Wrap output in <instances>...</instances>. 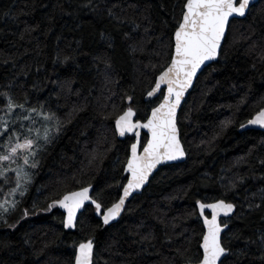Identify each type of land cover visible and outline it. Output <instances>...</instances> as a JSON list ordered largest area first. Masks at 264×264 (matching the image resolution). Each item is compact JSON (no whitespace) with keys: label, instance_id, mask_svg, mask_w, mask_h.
<instances>
[{"label":"trees","instance_id":"obj_1","mask_svg":"<svg viewBox=\"0 0 264 264\" xmlns=\"http://www.w3.org/2000/svg\"><path fill=\"white\" fill-rule=\"evenodd\" d=\"M132 2L0 0V85L15 80L12 91L18 98L22 99L27 92L31 103L46 102L61 117L72 112L76 105H86L82 111L73 113L64 133L49 147L28 196L14 214L5 217L9 224L19 219L22 209L32 207L33 199L38 198L43 208L65 191L88 184L110 193L105 196L109 206L118 199L122 188L116 185L126 182L123 169L131 141L118 137L113 140L110 125L114 124L119 110L108 121L99 115L101 111H112L110 107L101 108L104 97L109 95L103 90V72L108 71L114 77L119 74L121 78L119 85L112 86L117 92L113 100L121 109L126 106V102L118 99L123 95L122 88L129 90V85L139 79L134 95L141 107L138 115L146 118L158 101L143 102L152 85L141 72L149 60L157 62L158 58L152 54L155 40L144 53H136L133 58L120 33L131 28L133 18L137 23L144 22L146 7L151 9L152 28L157 36L168 30L162 20L169 21L171 27L175 23L172 17L179 19L181 13V0H140L138 8L128 7ZM95 5L99 7L93 10ZM106 5H118L113 7V12L129 22L117 23L108 16ZM254 5L246 18L232 20L228 43L221 56L198 75L179 112L186 160L162 167L146 188L127 203L119 220L107 227H96L101 220L89 211L83 219L91 221L90 228L82 230L78 225L73 231L66 230L62 225L64 215L58 208L51 213L37 208L35 215L21 220L15 229L0 220V264H70L74 242L78 244L92 235L99 247L95 253L99 264L105 261L108 264H167L168 261L181 264L175 249L185 243L186 237H191V246L195 248L203 230L197 201L212 203L221 198L237 205L231 219H226L228 229L222 236L234 252H244L232 257V261L260 264L264 181L256 177L264 175V165L259 163L264 159V132L239 131L241 124H246L264 108V61L260 59L259 47L250 50V41L241 35L254 30L253 39L264 38V0ZM139 31L143 34V28ZM101 33L113 35L114 48L106 47ZM104 52L110 57L111 69L106 70L98 62L94 66L93 57ZM65 57H69L66 62ZM67 81H72L71 93L67 90ZM129 94L132 93L129 91ZM102 135L115 146L102 160L97 159L89 166L90 151ZM240 158H246V162L237 166ZM237 173L249 179L231 188ZM38 190L43 194L39 195ZM4 195L0 193V199ZM149 233L155 239L150 237V242L141 243V235ZM249 239L257 243L246 247Z\"/></svg>","mask_w":264,"mask_h":264},{"label":"snow or ice","instance_id":"obj_2","mask_svg":"<svg viewBox=\"0 0 264 264\" xmlns=\"http://www.w3.org/2000/svg\"><path fill=\"white\" fill-rule=\"evenodd\" d=\"M139 4L140 0H133L128 7L138 8ZM98 7L99 5H95L93 10ZM113 7L118 5L105 6L109 17L121 25L129 22L114 13ZM254 7L252 0H181L180 18L176 19L173 16L175 23L171 24V27H169V21L162 20L164 28L168 29L162 35L155 34L152 28L154 21L151 9L148 7L145 8L146 14L143 16V21L146 23H137L133 18L130 21L131 28L120 33L133 58L136 53H144L148 45L155 40L152 54L158 58L157 62L153 63L149 60L148 64L143 65L144 71L141 75L149 79L152 85L146 91L143 102L151 104L158 101V103L151 107L150 114L146 118L138 115L141 107L134 94L136 83L140 81L136 78V83L129 85V90L122 88L123 95L118 99L121 103L126 102V106L121 109L120 104L113 100V97H117V92L112 87L119 85L121 78L119 74L114 77L108 71L103 72V90L109 95L104 97L105 102L101 104V108L107 110L110 107L112 111H101L99 115L102 120L108 121L113 118V113L119 110L114 117V124L110 125L114 133L113 140L119 137L131 141L123 169L128 174L127 182L116 185L122 188V194L111 202L110 206L105 200L106 194L110 195V193H106L103 188L97 190L92 184H88L76 190L65 191L59 199H51V202L43 208H40L38 198L33 199L31 208L22 209L19 219L15 223H8L5 217L14 214L28 196L36 171L41 168L49 147L64 133L73 113L82 111L86 105H76L72 112L61 117L58 111H53L50 106H46V102L41 103L37 100L36 103H31L27 92L23 93L22 99L18 98L12 91L15 80H9L6 84L0 85V89H4L0 91V193H6L0 200V220L7 227L15 229L21 220L35 215L37 208L44 213H51L58 208L64 210L62 225L67 230L76 229L78 225L82 230L86 227L90 228L91 221L83 219L89 211L95 218L101 220V224L96 227H107L112 222L118 221L125 211L126 201L133 193L143 189L149 183L150 177L158 166L185 158L186 151L181 142L178 115L182 109V102L189 90L194 87L198 75L205 68L210 67V62L217 61L221 56L228 43L232 20L246 18ZM141 28H143V34H140ZM241 35L242 39L250 41L248 44L250 50L254 51L259 47L260 59L264 61V38L253 39L254 30ZM101 37L108 49L114 48V37L111 33H101ZM57 59L59 60V55ZM68 59L69 57H65L64 62ZM93 61L94 66H98L96 64L98 62L103 63L106 70L112 68L107 52L93 57ZM7 62L6 60L5 63ZM65 83L68 92L71 93L72 81ZM129 91L132 94H129ZM97 100L99 102V98ZM247 124L264 129V109L249 119ZM240 127L243 129L245 125L241 124ZM142 130H146L143 139ZM105 145L108 146L105 147ZM114 146L107 136L99 137L96 146L90 151L89 166L97 159L102 160ZM251 152L250 149L249 155ZM245 162L246 158H240L236 161V165L239 166ZM117 163H120L118 157ZM259 163L264 165V159H260ZM256 178L264 181V175ZM71 179L79 183L75 177ZM247 179H249L248 176L237 173V179L231 182L230 187L235 188L238 183L244 184ZM38 194L43 193L38 190ZM17 196L20 199H17ZM45 199L47 200L48 197ZM261 200L264 201V188L261 189ZM197 206L198 215L202 218L203 230L195 248L191 246V237H186L185 243L175 249L181 264H235L231 258L243 255L244 252L243 250L239 253L234 252L222 238V233H225V229L228 228V221L221 220V217H228L230 220V214L234 213L237 205L221 198L214 203L197 201ZM206 209L210 210V218L205 214ZM183 235L184 233H181V236ZM150 237L155 239L152 233L141 235L140 242H150ZM234 238L240 239L238 236ZM169 240H171L170 237ZM255 243L257 241L249 239L246 247L248 244ZM73 247L70 264H99L95 258L99 247L94 235L78 244L74 242ZM259 248L262 253L260 264H264V234L259 237ZM105 264L108 262L105 261ZM167 264H174V261H168Z\"/></svg>","mask_w":264,"mask_h":264},{"label":"water","instance_id":"obj_3","mask_svg":"<svg viewBox=\"0 0 264 264\" xmlns=\"http://www.w3.org/2000/svg\"><path fill=\"white\" fill-rule=\"evenodd\" d=\"M259 0H252V2H253V4H255L256 2H258ZM236 19H242V18H236ZM216 62V61H215ZM213 62H210V64H212ZM191 90L192 89H190L189 90V92L186 94V97H185V100H186V98H187V96L189 95V93L191 92ZM146 96V95H145ZM185 100L182 102V106H183V104H184V102H185ZM262 109H264V108H262ZM260 111V110H259ZM258 111V112H259ZM257 112V113H258ZM149 114H150V112H149ZM178 115H179V113H178ZM255 116V115H254ZM253 116V117H254ZM252 117V118H253ZM251 118V119H252ZM245 125V128H241L240 127V129H239V131H245V130H258V131H262V132H264V129H261V128H259L258 126H252V125H248L247 123L246 124H244ZM146 130H142V134H144V132H145ZM118 139H120V140H122V139H124V138H119L118 137ZM186 160V156H185V158H183L182 160H178V161H173V162H168V163H166V164H163V165H160V166H158V168H157V170L153 173V175L155 174V173H157L162 167H164V166H167V165H173V164H180V163H183L184 161ZM124 175L127 177L128 176V174L126 173V172H124ZM152 175V176H153ZM151 176V177H152ZM151 177H150V179H151ZM150 179H149V181H150ZM126 182H127V179H126ZM126 182H125V184H126ZM148 184H146L145 185V187L144 188H146V186H147ZM144 188L143 189H140V190H138L137 192H135V193H133V195L131 196V197H129V199H128V201H126V205H127V203L134 197V196H136V195H138V194H140L143 190H144ZM122 194V189H121V192H120V195ZM216 202V201H215ZM212 203H214V202H212ZM126 207V206H125ZM197 208H198V206H197ZM61 210V212L63 213V215H65V213H64V210H62V209H60ZM234 212H235V210H234ZM198 213H199V209H198ZM205 214L206 215H208L209 216V218H210V210H208V209H206L205 210ZM231 216L233 215V213L232 214H230ZM201 219V222H202V218H200ZM222 219H229L228 217H221V220ZM119 220V219H118ZM117 221H114V222H112V224L113 223H116ZM203 224V223H202ZM228 229V228H227ZM227 229H225V232L227 231ZM67 230V229H66ZM74 230V229H73ZM73 230H71V231H73ZM223 234L224 233H222V236H223Z\"/></svg>","mask_w":264,"mask_h":264},{"label":"rangeland","instance_id":"obj_4","mask_svg":"<svg viewBox=\"0 0 264 264\" xmlns=\"http://www.w3.org/2000/svg\"><path fill=\"white\" fill-rule=\"evenodd\" d=\"M37 126H39V125H37ZM19 198V196H17V199ZM3 199V198H2ZM2 199H0V200H2Z\"/></svg>","mask_w":264,"mask_h":264}]
</instances>
